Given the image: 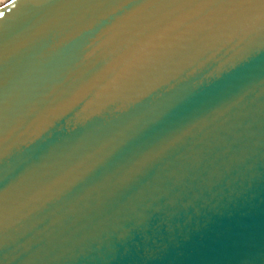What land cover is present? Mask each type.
Returning a JSON list of instances; mask_svg holds the SVG:
<instances>
[{
    "label": "water",
    "instance_id": "95a60500",
    "mask_svg": "<svg viewBox=\"0 0 264 264\" xmlns=\"http://www.w3.org/2000/svg\"><path fill=\"white\" fill-rule=\"evenodd\" d=\"M0 264H264V2L2 8Z\"/></svg>",
    "mask_w": 264,
    "mask_h": 264
},
{
    "label": "bare ground",
    "instance_id": "6f19581e",
    "mask_svg": "<svg viewBox=\"0 0 264 264\" xmlns=\"http://www.w3.org/2000/svg\"><path fill=\"white\" fill-rule=\"evenodd\" d=\"M14 1L15 0H0V10Z\"/></svg>",
    "mask_w": 264,
    "mask_h": 264
},
{
    "label": "snow or ice",
    "instance_id": "6c2138e0",
    "mask_svg": "<svg viewBox=\"0 0 264 264\" xmlns=\"http://www.w3.org/2000/svg\"><path fill=\"white\" fill-rule=\"evenodd\" d=\"M262 2H264V0H262Z\"/></svg>",
    "mask_w": 264,
    "mask_h": 264
}]
</instances>
